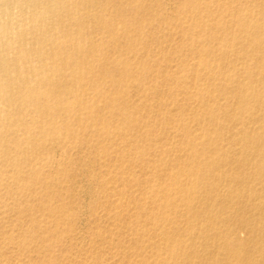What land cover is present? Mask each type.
I'll use <instances>...</instances> for the list:
<instances>
[{"label":"rangeland","instance_id":"obj_1","mask_svg":"<svg viewBox=\"0 0 264 264\" xmlns=\"http://www.w3.org/2000/svg\"><path fill=\"white\" fill-rule=\"evenodd\" d=\"M2 1H0L1 6ZM145 3L142 5L149 8V12L147 15H139L141 28L136 30L131 28V25L127 28L123 27L128 31L129 38L122 40L119 45L131 43V45L129 44L131 49L125 55H120L116 50V41L113 42L112 39L103 34L104 32L95 33L93 31L96 26L93 25L94 22H87L84 31L80 29L81 19L78 16L79 20L71 18L72 23L69 21L65 29V26L62 27L57 24V28L59 27L56 30V35H59L56 36L57 40L62 41L66 35H70V37H73L72 39L82 38L84 40V53L80 51L79 55L83 59L80 60V62L82 61L83 70L78 72L72 67L73 69L68 70V76L65 78L67 86L65 99L68 98L63 108L72 107L71 110L73 111L67 124L64 123L62 116L58 118L56 115L57 123L56 119L51 120L53 117L52 115L48 116V114L46 115L47 120L52 121L48 130L39 131L36 134L35 132L40 130V128L34 129L40 127L38 122L33 123L37 125L35 127L29 125L28 122L27 124H21V126L27 125V127L20 126V132H13V137L18 142L23 141L22 145L27 148L22 149L24 151H27L28 148V151L31 149L30 154H28L29 152L23 153V151L16 150L15 146L10 143H0L6 149H0V155L5 156L1 160V167L3 163L10 162L11 158V161L22 163L24 160L23 163H25L18 170L19 172L7 170L4 179L0 181V189L3 188V190H0V264H154V262L155 264H199L207 255L203 241L210 232L220 243L223 240L236 238L247 240L252 244L256 242L255 235L257 234L251 229L255 227L258 232L264 229V215L262 216L261 211L258 209L259 206L264 205V199H262V195H264V192H262L264 190V158L256 156L257 149L264 144V71L257 67L260 60L253 57L252 49L245 42L248 35L242 33L243 28L240 23L242 21L247 24L251 28V33H254L253 28L256 25L261 24L264 28V21L256 11L260 6L264 7L263 0H154V2L147 0ZM250 6L252 9L249 8ZM90 9L87 13L91 15L98 11L92 6ZM237 9L242 13L239 18L235 14ZM101 13H105L106 16L109 15L106 9ZM210 15L212 16L210 17ZM3 19L6 21L5 18H0V23L4 22ZM11 22V28L14 25H16L14 28H18L23 24L19 18H12ZM221 23L222 25H220ZM71 24H74L73 28ZM89 37L92 40L95 39L94 44H90V46L87 45ZM100 44L107 45L105 53L99 51ZM89 49L93 50V54L90 56L87 54ZM82 54L85 56H82ZM173 54L174 56H172ZM69 55L71 57V54L66 52L65 58L70 60ZM87 57L92 58L96 63H90ZM168 60L171 62H168ZM47 62L50 63V60ZM119 62H121L119 66H114ZM131 62H133V65H131ZM103 65H108L107 68L109 69L114 68L116 79H121L124 75H127L128 81L125 84L120 83V89H118L119 86H113L112 78L105 73ZM24 67L25 73L29 75L28 73L31 72H28L30 70L28 69L29 65L27 64ZM186 69H191V71ZM192 69H195V72ZM73 72L75 74L77 72L76 75L79 76L82 73L81 83L80 81L78 84L74 82ZM98 72L104 78L98 75ZM214 73L215 75H213ZM192 75L196 81L191 78ZM188 77L190 80H188ZM104 79H107L106 84ZM148 83L149 87L146 86ZM188 83L191 84L188 85ZM70 87L72 90H70ZM87 90L88 92H86ZM75 94L79 98L74 96ZM86 96H88V99ZM124 98L125 101H123ZM69 100L70 102H68ZM110 102L115 105L113 104V106ZM103 104H106L105 107ZM182 105L185 106L184 109L180 107ZM97 106L99 107L97 108ZM34 108L32 106V109ZM9 109L10 107L7 110ZM262 113L263 115H261ZM29 114L25 111L22 116L24 115V117L29 118V121L30 119L33 121V115ZM2 115L0 113V117ZM127 117L130 123L127 121ZM172 117L173 119H171ZM120 121H123V123ZM0 124H3V120H0ZM28 125L31 127H28ZM257 126L259 127L256 128ZM68 127L70 129L74 128V130H70ZM148 128L150 129L148 130ZM7 129L9 132H7ZM67 130L70 132H67ZM0 131L3 135H11L12 132L9 127L1 128ZM28 132L31 133L28 134ZM158 132L160 133L158 134ZM32 133L36 135L35 138L31 136ZM117 134L120 136H117ZM124 135L127 138L124 139ZM32 138L38 140L41 144L38 153L35 152L34 155L32 154L34 149ZM109 141L114 143L111 144ZM51 142L52 145H50ZM29 144L32 145L31 148ZM104 147L106 149H103ZM50 148L53 150L51 151ZM218 152L221 154H218ZM50 153L52 155L49 157ZM36 155L37 157L38 155L41 156V159L40 157L37 158ZM18 156L19 159L23 157V160L18 159L19 161H17ZM230 159L231 161H229ZM40 160L42 161L40 162ZM46 160L47 163H45ZM71 160H73L72 163ZM204 160L211 166L208 179L204 181L201 177L191 179L185 175L184 167L193 169L196 164L200 163L199 161ZM241 160L242 162H239ZM141 162H144V165ZM146 162L147 166L145 165ZM47 165L51 166L48 167ZM170 165L172 169L169 167ZM43 166L45 169H41V167L44 168ZM63 166L66 168H63ZM154 166L156 167L154 168ZM179 169L180 173H178ZM31 170L35 171L34 174ZM16 172L18 174L14 175ZM28 172L32 175H29ZM24 174L26 175L24 176ZM178 174L182 175V178ZM64 175L70 176V179L68 180ZM34 176H37L36 179ZM157 176L159 179H157ZM32 180L33 182L36 181L37 185L35 182V186H33ZM153 182L155 185L151 184ZM47 183L50 187L47 186ZM57 183L62 186L61 189H59ZM17 187H20V189ZM144 188H148L149 192ZM165 190L167 191L165 192ZM25 191L32 192L27 195ZM227 191L231 192L228 193ZM153 197H156L155 200ZM196 198L197 200H195ZM204 198L208 199L205 200ZM220 198L221 200H219ZM210 199L213 201H210ZM57 200L58 202H56ZM183 200L187 202L185 203ZM186 204L190 207L188 208ZM220 204L222 205L220 206ZM182 206H185L184 209ZM204 206L208 207L205 208ZM169 207H173L170 208V210H173L168 211ZM25 211L27 214L22 215ZM140 212L143 214L141 219L139 218L142 215ZM150 215L153 219L149 217ZM170 215L174 217H170ZM194 215L195 217H193ZM160 220L163 222L162 225ZM150 235L155 237L152 239ZM179 235L181 236L179 237ZM20 242L25 245L24 249H21L23 245ZM26 245L31 249H25L27 248ZM192 248H194V251Z\"/></svg>","mask_w":264,"mask_h":264},{"label":"bare ground","instance_id":"obj_2","mask_svg":"<svg viewBox=\"0 0 264 264\" xmlns=\"http://www.w3.org/2000/svg\"><path fill=\"white\" fill-rule=\"evenodd\" d=\"M1 1V0H0ZM147 0H142V2H140V0H3V4L2 6L0 5V18H5L6 21L3 19V23H0V113L3 114L2 117H0V120H3V124L1 125L0 124V130L1 128H10V131L11 132V135H3L1 134V131H0V143L1 142H6L7 143H10L12 144L13 146H15L16 150H19V151H23L30 154L31 152V149L30 151L29 148L27 151H24V146L22 145V142H18L16 140V138L14 139L13 137V132H16V131H19L21 130L20 128L24 125L21 126V124H27V122L29 123V125H33L35 127V125L33 124L34 122H38L40 127H35L34 129L37 130L36 128H40V130H38L37 132H35L36 134L39 132V131H43V130H48V127L50 126L49 124L52 123V121L49 122V120H47V117L46 115L48 114L49 115H52L53 118H51V120H55L56 119V115L57 117L59 118L60 116H62L64 118V123L67 124L68 120L71 119V113L73 112L71 110V108H63V105L66 104V98L65 99V92L67 91L66 90V84H65V78H67L68 74V70L69 69H76V71L78 72H82L83 70V65H82V61L80 62V60H83L82 58H80V53L83 52V46H84V40L81 38H76V39H72L73 37H70V35H66L65 38L62 40V41H59L57 40V37L56 36H59V35H56V30L59 28H57V24H60L62 27H64V29L68 26V22L72 19L74 20H79L78 17H80L81 19V24H80V29L81 31H84L86 29V23L87 22H94L93 25L95 24L96 26L93 28V31L95 33H101V32H104L103 34L107 35V37L109 39H112L113 42L116 41V50H118V52L120 53V55H125V53L131 49V46H129V44L131 45V43H128L127 45H119V43L122 41V40H127L129 38V35H128V31L125 30V28L129 27L130 25L132 26L131 28H135L136 30H139L141 28L140 26V18H139V15H147L148 12H149V8L147 7H143L142 4H146ZM156 1V0H155ZM238 1V0H237ZM97 2V3H95ZM151 2V0H150ZM152 2H154V0H152ZM203 2V1H201ZM232 2V1H231ZM264 2V0H263ZM261 4V3H260ZM227 5V4H226ZM247 6V4H245ZM95 7L98 11H95L94 14H90V13H87V11L90 9V7ZM125 6V7H123ZM146 6V5H144ZM148 6V5H147ZM203 6V5H202ZM238 6V5H237ZM143 7V8H142ZM215 7V6H214ZM248 7V6H247ZM100 8H101V11H105V9L108 11L109 15L106 16V14L104 13H101L100 11ZM179 8V7H178ZM233 8V7H232ZM237 8V7H236ZM250 9L251 6L249 7ZM257 8V7H256ZM14 9V11H13ZM170 9V8H169ZM91 10V9H90ZM206 10V9H205ZM16 11V13H15ZM236 11V10H235ZM252 11V10H251ZM258 11V14L261 15L263 21H264V7L262 8L261 6L256 10ZM151 12V11H150ZM167 12V11H165ZM214 12V11H213ZM253 12V11H252ZM79 13V14H77ZM179 13V12H178ZM227 13V12H226ZM153 14V13H152ZM168 14V13H167ZM237 18H239L241 16V11H239V9H237V11L235 12ZM199 15V14H198ZM78 16V17H77ZM212 15H210L211 17ZM151 18V15L149 16ZM167 17V16H166ZM198 17V16H197ZM235 17V16H234ZM12 18H19L22 20L23 24L20 25V24H17V25H20L18 28H14V25L13 28H11V19ZM139 18V19H138ZM249 18V17H248ZM235 19V18H234ZM73 20V21H74ZM169 20V19H168ZM235 21V20H234ZM17 22V20H16ZM71 22V21H70ZM145 22V21H144ZM14 23V21H13ZM19 23V22H17ZM72 23V22H71ZM76 23V21H75ZM242 24V33H245L246 36H247V39L245 38V42L247 43L248 47L252 49V54H253V57L256 58L257 60H260L258 62V68L262 71H264V28H262V25L259 24V25H256V27L253 28V31L254 33H251V28L247 25V24H244V22H240ZM72 25V24H71ZM186 25V24H185ZM222 25V23L220 24ZM74 24L71 26L73 28ZM264 26V25H263ZM125 27V28H123ZM70 28V26H69ZM76 28V27H75ZM218 28V27H217ZM231 28V27H230ZM78 29V28H77ZM68 30V29H67ZM75 30V29H74ZM129 30V29H128ZM232 30V29H231ZM64 31V30H63ZM62 31V32H63ZM207 31V29H206ZM216 31V30H215ZM160 32V31H159ZM166 32V31H165ZM60 33H61V30H60ZM68 33V32H67ZM81 33V32H80ZM134 33V32H133ZM184 33V32H183ZM150 34V33H149ZM86 35V34H85ZM92 35V34H91ZM152 35V34H151ZM161 35V34H160ZM182 35V34H180ZM81 36V35H80ZM216 36V35H215ZM229 36V34H228ZM238 36V35H237ZM92 37V36H91ZM91 37H89V40L87 42V45L89 44H94V40L90 39ZM231 37V36H230ZM234 37V36H233ZM138 38V37H137ZM61 39V38H60ZM176 39V38H175ZM210 39V38H209ZM111 40V41H112ZM222 40V39H221ZM231 40V39H230ZM129 41V40H128ZM131 41V40H130ZM133 41V40H132ZM169 41V40H168ZM103 43V42H102ZM101 43V44H102ZM162 43V42H161ZM177 43V42H176ZM183 43V42H181ZM100 44V48H99V51L101 52H106L107 51V45L104 44L101 45ZM143 45V44H142ZM162 45V44H161ZM178 45V43H177ZM86 46V45H85ZM162 47V46H161ZM177 47V46H176ZM180 49V48H178ZM177 49V50H178ZM227 49V48H226ZM225 50V49H224ZM81 51V52H80ZM219 51V49H218ZM226 51V50H225ZM66 52L70 53L71 54V57H70V60L65 58V55H66ZM131 52V51H130ZM164 52V51H163ZM171 52V51H169ZM175 52V51H173ZM84 53V52H83ZM98 53V52H96ZM95 53V54H96ZM137 53V52H136ZM176 53V52H175ZM222 53V52H221ZM87 54H89L88 56H90L91 54H93V50L92 49H89L87 51ZM132 54V53H131ZM235 54V53H234ZM100 55V53H99ZM114 55V54H113ZM149 55V54H148ZM167 55V54H166ZM177 55V54H176ZM179 55V54H178ZM82 56H85L84 54H82ZM117 56V55H115ZM131 56V55H130ZM174 56V54L172 55ZM216 56V55H215ZM104 57V56H103ZM114 57V56H113ZM134 57V56H133ZM148 57V56H147ZM159 57V56H158ZM168 57V55H167ZM193 57V55H192ZM206 57V55H205ZM240 57V56H239ZM260 57V58H259ZM78 58V59H76ZM90 61V63H93L94 64L96 63L92 58L90 57H87ZM137 58V57H136ZM161 58V57H160ZM172 58V57H171ZM178 58V57H177ZM107 59V58H106ZM115 59V58H114ZM122 59V58H121ZM170 59V58H168ZM193 59V58H191ZM204 59H207V58H204ZM223 59V58H222ZM50 60V63L51 65H49L50 63H48L47 61ZM134 60V59H133ZM176 60V59H175ZM102 61V59H101ZM167 61V59H166ZM170 60H168L169 62ZM195 61V60H194ZM105 62V61H104ZM126 62V61H125ZM130 62V61H129ZM167 62V63H168ZM171 62V61H170ZM192 62V61H191ZM197 62V61H196ZM48 63V64H47ZM103 63V62H102ZM133 62H131V65ZM173 63V62H172ZM171 63V64H172ZM176 63V62H175ZM181 63V62H180ZM179 63V64H180ZM190 63V61H189ZM208 63V62H207ZM29 65V68L30 69L28 72L29 75H27L24 71V66L25 65ZM85 64V63H84ZM105 64V63H104ZM121 64V62H119V64H115L114 66H119ZM163 64V63H162ZM169 64V63H168ZM178 64V65H179ZM185 64V63H184ZM187 64V63H186ZM191 64V63H190ZM201 64V63H200ZM225 64H228V63H225ZM224 64V66H225ZM232 64V63H231ZM91 65V64H90ZM99 65V64H98ZM102 65V64H101ZM152 65V64H151ZM108 65H103V69L105 71V73L108 75V76H111L110 78H112V85L113 86H119L120 83H124L128 81V76L127 75H124V77H122L120 80L119 79H116L114 77L115 75V71H114V68H107ZM123 66V65H121ZM165 66V64H164ZM172 66V65H171ZM185 66V65H184ZM193 66V65H192ZM191 66V67H192ZM73 67V68H72ZM135 67V66H133ZM187 67V66H186ZM222 67V66H221ZM130 68V67H129ZM170 68V67H169ZM178 68V67H176ZM182 68V67H181ZM185 68V67H183ZM223 68V67H222ZM98 69V68H97ZM135 69V68H134ZM175 69V67H174ZM226 69V68H225ZM246 69V68H245ZM27 70V69H25ZM101 70V69H100ZM136 70V69H135ZM168 70V69H166ZM171 70V69H170ZM168 70V71H170ZM186 70H190L191 69H186ZM194 70L195 72V69H192ZM222 70V69H221ZM233 70V69H232ZM70 71V70H69ZM75 71V70H74ZM129 71V70H128ZM161 71V70H160ZM185 71V70H184ZM189 71V72H190ZM236 71V70H235ZM72 72V71H71ZM70 72V73H71ZM84 72V71H83ZM90 72V71H89ZM92 73H95L94 71H91ZM124 72V71H123ZM188 72V73H189ZM206 72V71H205ZM242 72V71H241ZM99 73V72H98ZM161 73V72H160ZM167 73V72H166ZM169 73V72H168ZM179 73V72H178ZM183 73V71H182ZM181 73V74H182ZM187 73V72H186ZM187 73V74H188ZM209 73V72H208ZM236 73V72H235ZM234 73V74H235ZM245 73V72H244ZM253 74V72H251ZM76 74H78L76 72ZM75 72H73L72 76H74V82L78 84V82L80 81L81 77H82V73L79 75H76ZM104 74V75H106ZM129 74V72H128ZM142 74V73H141ZM171 74V73H170ZM191 74V73H190ZM189 74V75H190ZM203 74V73H202ZM201 74V75H202ZM218 74V73H217ZM91 77H93L92 74H90ZM90 75H88L90 77ZM98 75H101L100 73ZM154 75V74H153ZM166 75V74H165ZM183 75V74H182ZM194 75V74H193ZM193 75H192V79H193ZM205 75V74H203ZM215 75V73L213 74ZM237 75V74H236ZM85 76V75H84ZM97 76V75H96ZM95 76V77H96ZM102 76V75H101ZM100 76V77H101ZM160 76V75H159ZM175 76V75H174ZM174 76H171V77H174ZM195 76V75H194ZM234 76V75H233ZM90 77V78H91ZM99 77V76H98ZM103 77V76H102ZM121 77V76H120ZM176 77V76H175ZM182 78L184 76H181ZM197 77V76H196ZM203 77V76H201ZM104 78V77H103ZM134 78V77H133ZM139 78V77H138ZM189 78V77H188ZM206 78V76H205ZM71 79V78H70ZM102 79V78H100ZM152 80V78H150ZM197 79V78H196ZM106 80L105 84L107 83V79H104ZM190 80V78L188 79ZM195 80V79H193ZM68 81V80H67ZM66 81V83H67ZM87 81V80H86ZM90 81V80H89ZM88 81V83H89ZM109 81V80H108ZM130 81V79H129ZM160 81V80H159ZM174 81V80H173ZM183 81V80H182ZM196 81V80H195ZM239 81V80H238ZM175 82V81H174ZM181 82V81H180ZM190 82V81H189ZM192 82V81H191ZM81 83V81H80ZM79 83V84H80ZM130 83V82H128ZM176 83V82H175ZM152 84V83H151ZM182 84V83H181ZM191 84V83H190ZM188 83V85H190ZM203 84V83H202ZM207 84V83H206ZM256 84V83H254ZM101 85V84H100ZM149 83L146 85L148 86ZM154 85V84H153ZM174 85V84H173ZM179 85V84H178ZM261 85V84H260ZM78 86V85H77ZM76 86V87H77ZM92 86V85H91ZM102 86V85H101ZM100 86V87H101ZM150 86V85H149ZM148 86V87H149ZM175 86V85H174ZM187 86V85H186ZM72 87V86H71ZM70 87V90H72ZM127 87V86H126ZM162 87V86H161ZM165 87H166V84H165ZM79 88H80V85H79ZM84 88V87H83ZM83 88H81L83 90ZM86 88V87H85ZM88 88V87H87ZM95 88V87H94ZM106 88V87H105ZM121 86H119L118 89H120ZM147 88V87H146ZM196 88V87H195ZM200 88V87H199ZM127 89V88H126ZM85 90V89H84ZM98 90V89H97ZM96 90V91H97ZM102 90H104L102 88ZM176 90V89H175ZM244 90V89H243ZM95 91V92H96ZM110 91V90H109ZM117 91V90H116ZM128 91V90H127ZM253 91V90H251ZM79 92V91H78ZM88 92V90L86 91ZM118 92H120L118 90ZM132 92V91H130ZM204 92V91H203ZM111 93V92H109ZM122 93V92H121ZM121 93H118L119 95H122ZM172 93V92H171ZM177 93V92H176ZM74 94V93H73ZM85 94V92H84ZM97 94V93H96ZM115 95H117L116 93H114ZM127 94V93H126ZM129 94V92H128ZM141 94V92H140ZM143 94V93H142ZM246 94V93H245ZM89 95V94H88ZM95 95V94H94ZM105 95V94H104ZM114 95V96H115ZM125 96V94H123ZM76 96V94L74 95ZM90 96V95H89ZM107 96V94H106ZM109 96V95H108ZM113 96V95H112ZM77 97V96H76ZM87 99H88V96H86ZM111 97V96H110ZM117 97V96H116ZM118 97H122V96H118ZM127 98L129 96H126ZM177 97V96H176ZM236 98V96H234ZM79 98V97H77ZM93 98V97H92ZM107 98V97H106ZM115 98V97H114ZM165 98V97H164ZM174 98V96H173ZM74 99V98H73ZM86 99V98H85ZM102 99V98H101ZM159 99V98H157ZM168 99V98H167ZM241 99V98H239ZM90 100V99H89ZM94 100V99H93ZM92 100V101H93ZM103 100V99H102ZM110 100V99H109ZM129 100V99H127ZM73 101V100H72ZM77 101V99L75 100V102ZM79 101V100H78ZM91 101V102H92ZM123 101H125V98L123 99ZM146 101V100H145ZM158 101V100H157ZM160 101V100H159ZM158 101V102H159ZM233 101V100H232ZM70 102V100L68 101ZM88 102V100H87ZM102 102V101H101ZM258 102V101H257ZM100 103V102H99ZM105 103V102H104ZM111 103V102H110ZM239 103V102H238ZM243 103V102H242ZM79 104V102H78ZM112 105L114 103H111ZM140 104V103H139ZM148 104V103H147ZM153 104V103H152ZM201 104V103H200ZM263 104V103H262ZM88 105V104H87ZM86 105V107H87ZM104 105V104H103ZM106 105V104H105ZM104 105V107H105ZM115 105V104H114ZM113 105V106H114ZM117 105V104H116ZM151 105V103H150ZM149 105V106H150ZM189 105V104H188ZM239 105V104H238ZM236 105V106H238ZM254 105V104H253ZM32 106L35 107L34 109H32ZM139 106V105H138ZM195 106V105H193ZM231 106V105H230ZM10 107L9 110H7L8 108ZM74 107V106H73ZM99 106H97L98 108ZM122 107V105H121ZM147 107V106H146ZM180 107H183L180 106ZM185 107V106H184ZM183 107V109H184ZM239 107V106H238ZM241 107V106H240ZM91 108H92V104H91ZM91 108L89 109L90 112H91ZM107 108V107H106ZM114 108V107H113ZM120 108V106H119ZM245 108V107H244ZM105 109V108H104ZM148 109V108H147ZM232 109V107H231ZM243 109V108H242ZM86 110V109H85ZM100 110V109H99ZM98 110V113L100 112ZM120 110V109H119ZM153 110V109H151ZM157 110V109H156ZM159 110V109H158ZM217 110V109H216ZM241 110V108H240ZM26 111L27 114H29V112H31V114L33 115L32 117L34 118L33 121L30 119V121L28 120L29 118L27 117H24V115L22 116V114H24ZM104 111V110H103ZM132 111V110H131ZM144 111V110H143ZM150 111V110H149ZM161 111V110H160ZM87 112V111H86ZM106 112H108L106 110ZM119 113L121 111H118ZM97 113V112H96ZM122 113V112H121ZM213 113V112H212ZM29 114V115H31ZM79 114V113H78ZM160 114V113H159ZM182 114V113H181ZM204 114V113H203ZM28 115V116H29ZM87 115V114H86ZM109 115V114H108ZM223 115V114H222ZM234 115V114H233ZM232 115V116H233ZM263 115V113L261 114ZM74 116V115H73ZM81 116V115H80ZM98 116V114H97ZM116 116V115H115ZM114 116V117H115ZM150 116V115H149ZM160 116V115H159ZM210 116V115H209ZM30 117V116H29ZM117 117V116H116ZM122 117V116H121ZM199 117V116H198ZM220 117V116H218ZM229 117V116H228ZM234 117V116H233ZM262 117V116H261ZM120 118V117H119ZM136 118V117H135ZM203 118V117H202ZM73 119V118H72ZM87 119V118H86ZM102 119V118H101ZM157 119V118H156ZM173 119V117L171 118ZM217 119V118H216ZM256 119H257V116H256ZM80 120V119H79ZM88 120V119H87ZM104 120H106L104 118ZM121 120V119H119ZM118 120V121H119ZM57 121V119H56ZM89 121V120H88ZM127 121L129 122L128 120V117H127ZM208 121V120H207ZM107 122V121H106ZM112 122V121H111ZM121 123H123V121H120ZM228 122V121H227ZM225 122V123H227ZM232 122V121H231ZM37 123V124H38ZM58 123V121H57ZM71 123V121H70ZM124 123H126L124 121ZM130 123V122H129ZM205 123V122H204ZM229 123V122H228ZM114 124V123H113ZM118 124V122H117ZM116 124V125H117ZM231 124V123H229ZM257 124V123H256ZM28 127H31L29 126ZM98 125V124H97ZM104 126V124H102ZM107 125V124H106ZM115 125V124H114ZM119 125V124H118ZM144 125V124H143ZM175 125V124H174ZM21 126V127H20ZM37 126V125H36ZM60 126V125H59ZM58 126V127H59ZM73 126V125H72ZM71 126V127H72ZM77 126V125H76ZM146 126V125H145ZM173 126V125H172ZM215 126V125H214ZM24 127H27L24 126ZM56 128V126H54ZM70 127V126H69ZM68 127V129H70ZM75 127V126H74ZM79 127V126H78ZM102 127V126H101ZM115 127V126H113ZM141 127V126H140ZM139 127V129H140ZM165 127V126H164ZM174 127V126H173ZM255 127V126H254ZM259 126H257L256 128H258ZM65 128V127H64ZM92 128V127H91ZM96 128V127H95ZM116 128V127H115ZM121 128V127H120ZM166 128V127H165ZM171 128V127H170ZM214 128V127H213ZM236 128V127H235ZM29 129V128H28ZM31 129V128H30ZM33 129V130H34ZM57 129V128H56ZM67 129V128H66ZM127 129V128H126ZM125 129V130H126ZM150 128H148L149 130ZM183 129V128H182ZM8 130V129H7ZM70 130H74L73 129H70ZM109 130V128H108ZM114 130V129H113ZM129 131V129H127ZM132 130V129H131ZM147 130V131H148ZM152 130V129H151ZM28 131V130H26ZM32 131V130H31ZM51 131V130H50ZM59 131V130H58ZM65 131V130H64ZM116 131V130H115ZM121 131V129H120ZM137 131V129H136ZM144 131V129H143ZM142 131V132H143ZM146 131V132H147ZM236 131V130H235ZM9 132V130L7 131ZM20 132V131H19ZM45 132V131H44ZM43 132V133H44ZM52 132V131H51ZM67 132H70L67 130ZM76 132V131H75ZM79 132V131H78ZM124 132V131H123ZM131 132V131H130ZM139 132V130L137 131ZM150 132V131H148ZM184 132V131H183ZM209 132V131H207ZM211 132V131H210ZM31 132H28V134H30ZM34 133V132H33ZM32 133V134H33ZM42 133V132H41ZM42 133V134H43ZM64 133V132H63ZM62 133V135H64ZM66 133V132H65ZM125 133V132H124ZM129 133V132H128ZM127 133V135H128ZM133 133V132H131ZM155 133V132H154ZM160 132H158L159 134ZM9 134V133H8ZM19 134V133H18ZM31 136H36V135H32ZM40 134V133H39ZM38 134V135H39ZM55 134V133H54ZM60 134V133H59ZM68 134V133H66ZM93 134V133H92ZM111 134V133H110ZM130 134V133H129ZM151 134V133H150ZM164 134V133H162ZM185 134V133H184ZM183 134V135H184ZM227 134V133H226ZM24 135V134H22ZM46 135V134H45ZM43 135V136H45ZM56 135V134H55ZM61 135V134H60ZM70 135V134H69ZM68 136V138H70ZM75 135V134H74ZM145 135V134H144ZM210 135V133H209ZM57 136V135H56ZM78 136V135H76ZM103 136V135H101ZM106 136V135H105ZM117 136H120L119 134H117ZM151 136V135H150ZM47 137V135H46ZM61 137V136H60ZM125 135H124V139H125ZM167 137V136H166ZM187 137V136H186ZM190 137V136H188ZM226 137V135H225ZM35 138V137H34ZM73 138V137H72ZM75 138V137H74ZM80 138V137H79ZM104 138V136H103ZM120 138V137H119ZM127 138V137H126ZM205 138V137H204ZM239 138V137H238ZM33 139V138H32ZM32 139H30L32 141ZM44 139V138H43ZM116 139V137H115ZM166 139V138H165ZM190 139V138H189ZM53 140V139H52ZM58 140V139H57ZM56 140V141H57ZM100 140V138H99ZM43 141V140H42ZM41 141V142H42ZM46 141V139H45ZM59 141V140H58ZM80 141V140H79ZM124 141V140H123ZM122 141V142H123ZM68 142V140H67ZM71 142V141H70ZM110 142V141H109ZM120 142V143H122ZM125 142V141H124ZM128 142V141H127ZM190 142V141H189ZM256 142V141H254ZM27 143V142H26ZM46 143V142H45ZM49 143V142H48ZM111 144L114 143V142H110ZM137 143V141H136ZM151 143V142H150ZM169 143V142H168ZM227 143V142H226ZM33 147L34 149L32 150V154H36L38 153V148L41 144H39V141L36 140V139H33ZM44 144V143H42ZM47 144V143H46ZM53 144H55L53 142ZM64 144V143H63ZM152 144V143H151ZM48 145V144H47ZM46 145V147H47ZM52 145V142L51 144ZM71 145V144H69ZM100 145V144H99ZM127 145V144H126ZM133 145V144H131ZM135 145V144H134ZM223 145V144H222ZM243 145V144H242ZM250 145V144H249ZM254 145V144H253ZM26 146V145H25ZM30 146V144H29ZM32 146V145H31ZM30 146V148H31ZM62 146V145H61ZM76 146V145H75ZM103 146V145H102ZM188 147V145H186ZM5 147V146H4ZM2 145H0V149L2 150H6ZM63 147V146H62ZM65 147V146H64ZM68 147V146H66ZM129 147V146H128ZM136 147V146H135ZM240 147V146H239ZM257 147V146H256ZM24 148V149H22ZM53 148V147H52ZM100 148V147H98ZM202 148V147H201ZM200 148V150H202ZM244 148V147H243ZM41 149V148H40ZM43 149V148H42ZM51 149V148H50ZM56 149V148H55ZM62 149V148H61ZM103 149H106V147H104ZM144 149V148H143ZM196 149V148H195ZM246 149V148H245ZM53 149H51L52 151ZM146 150V149H145ZM213 150V149H212ZM247 150V149H246ZM40 151V150H39ZM42 151V150H41ZM46 151V149H45ZM44 151V152H45ZM50 151V150H49ZM136 151V150H135ZM144 151V150H143ZM208 151V150H207ZM224 151V150H223ZM227 151V150H226ZM36 152V153H35ZM47 152V151H46ZM64 152V151H63ZM66 152V151H65ZM106 152V150H105ZM109 152V151H108ZM114 152V151H113ZM122 152V151H121ZM129 152V150H128ZM132 152V151H130ZM140 152V151H139ZM183 152V151H182ZM229 152V151H228ZM251 152V151H250ZM93 153V152H92ZM118 153V152H117ZM126 153V152H125ZM180 153V152H179ZM190 153V152H189ZM198 153V152H197ZM27 154V155H28ZM31 154V155H32ZM47 154V153H45ZM49 154V153H48ZM47 154V155H48ZM113 154V153H112ZM127 154V153H126ZM139 154V153H138ZM191 154V153H190ZM209 154V153H208ZM217 154V153H216ZM218 154H221L218 152ZM245 154V152H244ZM20 155V154H19ZM25 155V154H24ZM30 155V156H31ZM40 155V154H39ZM36 157L41 159V156ZM52 155V153H50L49 157ZM178 155V154H176ZM192 155V154H191ZM199 155V154H198ZM235 155V154H234ZM28 156V157H30ZM119 156V155H118ZM117 156V157H118ZM124 156V155H123ZM122 156V157H123ZM138 156V155H137ZM154 156V155H153ZM187 156V155H186ZM256 156L259 157V158H264V144L259 146V148L257 149L256 151ZM5 156L4 155H0V164H1V160L4 158ZM26 157V156H24ZM116 157V155H115ZM144 157V156H143ZM228 157V156H227ZM232 157V156H231ZM234 157V156H233ZM20 157L18 156L17 158V161L19 160H23L22 158L19 159ZM27 158V157H26ZM25 158V159H26ZM31 158V157H30ZM52 158V157H51ZM121 158V157H120ZM125 158V157H124ZM196 158V157H194ZM204 158V157H202ZM226 158V157H225ZM19 159V160H18ZM28 159V158H27ZM33 159V158H32ZM118 160V158H116ZM127 159V158H126ZM138 159V158H137ZM135 159V160H137ZM187 159V158H186ZM188 159H189V156H188ZM201 159V158H200ZM222 159V158H221ZM12 158L10 159V162L8 163H3L2 164V167L0 166V170L2 169L3 171H0V181L4 179V175L5 173L7 172V170H15V171H18L21 169V167L23 165H25V163H22L21 162H16V161H11ZM39 160V159H37ZM53 160V159H52ZM123 160V158L121 159V161ZM134 160V158H133ZM132 160V161H133ZM223 160V159H222ZM26 161V160H25ZM42 160H40L41 162ZM63 161V160H62ZM73 160H71V163H72ZM119 161V160H118ZM231 161V159L229 160ZM228 161V162H229ZM233 161V159H232ZM238 161V160H237ZM44 162V161H43ZM49 162V161H48ZM69 162V161H68ZM120 162V161H119ZM127 162V161H126ZM189 162V160H188ZM200 163L199 164H196L195 168H187V167H184V173L187 177L189 178H199L201 177L203 179V181L205 179H208V177H210V170H211V166L209 165L208 162H206L205 160L204 161H199ZM239 162H242L239 161ZM254 162V161H253ZM47 163V160L46 162ZM61 163V162H60ZM74 163V162H73ZM133 163V162H132ZM135 163V162H134ZM139 163V162H138ZM144 162H141V164H143ZM151 163V162H149ZM173 163V162H172ZM179 163V162H178ZM184 163V162H183ZM237 163V162H236ZM234 163V164H236ZM30 164V163H29ZM62 164V163H61ZM137 164V162H136ZM158 164V163H157ZM192 164V163H190ZM190 164H188V166H190ZM193 164V166H194ZM37 165V164H36ZM53 165V164H52ZM135 165V164H134ZM144 165V164H143ZM147 166V162L145 164ZM156 165V164H155ZM185 165V164H184ZM238 165V164H237ZM248 165V164H247ZM28 166V165H26ZM42 166V165H41ZM48 166V165H47ZM51 166V165H50ZM48 166V167H50ZM123 166V165H122ZM126 166V164H125ZM142 166V165H141ZM175 167V165H173ZM192 166V165H191ZM255 166V165H254ZM44 167V166H43ZM134 167V166H133ZM132 167V168H133ZM149 167V166H148ZM156 166H154L155 168ZM169 167H171L172 169V166L170 165ZM246 167V166H244ZM26 168V167H25ZM29 168V167H27ZM47 168V167H46ZM63 168H66L63 166ZM145 168V167H144ZM153 168V170H155ZM162 168V166H161ZM176 168V167H175ZM174 168V169H175ZM191 168V169H190ZM41 169H45L41 167ZM52 169H53V166H52ZM58 169V167H57ZM146 169V168H145ZM143 169V170H145ZM159 169V168H158ZM178 169V168H177ZM183 169V168H182ZM248 169V168H247ZM28 171V169H26ZM30 170V169H29ZM35 170V169H34ZM49 170V169H48ZM55 170V169H54ZM142 170V171H143ZM146 170H149V169H146ZM157 170V168H156ZM40 171V170H38ZM47 171V170H46ZM132 171V170H131ZM159 171V170H158ZM157 171V173H158ZM171 171V170H170ZM175 171V170H174ZM173 171V173H174ZM182 171V170H181ZM19 172V171H18ZM23 172V171H22ZM31 172H33V170H31ZM35 172V171H34ZM33 172V174H34ZM41 172V171H40ZM39 172V173H40ZM48 172V171H47ZM53 172V171H51ZM147 172V171H146ZM164 172V171H163ZM169 172V171H168ZM21 173V172H20ZM29 175H32V173L28 172ZM38 173V172H37ZM38 173V174H39ZM65 173V172H64ZM156 173V172H155ZM178 173H180V169L178 171ZM182 173V172H181ZM18 173L16 172V174L14 175H17ZM36 174V173H35ZM154 174V173H153ZM160 174V173H159ZM165 174V172H164ZM26 174H24L25 176ZM42 175V174H41ZM63 175V174H62ZM61 175V176H62ZM70 175V174H69ZM162 175V173H161ZM171 173L169 174V177H170ZM175 175V174H174ZM180 176V174H178ZM20 176H22L20 174ZM65 176V175H64ZM165 176V175H164ZM182 176V175H181ZM180 176V177H181ZM18 177V176H17ZM37 177V176H34V178ZM68 180L70 179L68 175L65 176ZM161 177V176H160ZM168 177V178H169ZM173 177V176H172ZM232 177V176H231ZM15 178V177H14ZM26 178V177H25ZM33 178V180H35ZM41 178V177H40ZM58 178V177H57ZM164 178V177H163ZM166 178V177H165ZM167 178V179H168ZM178 178V177H177ZM176 178V179H177ZM182 178V177H181ZM188 178V180H189ZM223 178V177H222ZM38 179V178H37ZM45 178H43L44 180ZM47 179V178H46ZM56 179V178H55ZM59 179V178H58ZM137 178H135L136 180ZM157 179H159V177L157 176ZM16 180V178H15ZM27 180V179H26ZM29 180V179H28ZM32 180V182H33ZM154 180V179H153ZM152 180V181H153ZM165 180V179H164ZM173 180V179H172ZM248 180V179H247ZM246 180V181H247ZM257 180V179H256ZM45 181V180H44ZM50 181V180H49ZM55 181V180H53ZM137 181V180H136ZM198 181V179H197ZM17 182V181H16ZM36 182V181H35ZM35 182L33 186H35ZM46 182V181H45ZM45 182H42V183H45ZM139 183V181H137ZM136 182V184H138ZM145 182V181H144ZM160 182V181H159ZM163 182V181H162ZM168 182V181H167ZM217 182V181H216ZM55 183V182H54ZM53 183V184H54ZM146 183V182H145ZM158 183V182H157ZM166 183V182H164ZM51 184V183H50ZM141 184V183H139ZM151 184H154L151 183ZM163 184V183H162ZM198 184V183H197ZM203 184V183H202ZM226 184V183H225ZM258 184V183H257ZM1 185V184H0ZM36 185H37V182H36ZM58 185V183H57ZM61 185V184H60ZM155 185V184H154ZM169 185V183H168ZM8 186V185H7ZM29 186V185H28ZM47 186L50 187L49 183H47ZM152 186V185H151ZM264 186V185H263ZM11 187H12V184H11ZM27 187V186H26ZM38 187V186H37ZM59 189H61L60 187L62 186H59ZM64 187V186H63ZM163 187V186H162ZM218 187V186H217ZM18 188V187H17ZM41 188V187H40ZM150 188V187H149ZM157 188V187H156ZM188 188V187H187ZM20 189V187L18 188ZM28 189V188H27ZM26 189V190H27ZM34 189V188H33ZM52 189V187H51ZM140 189V188H139ZM145 189V188H144ZM162 189V188H161ZM168 189V188H167ZM172 189V188H171ZM179 189V188H178ZM200 189V188H199ZM223 189V188H222ZM230 189V188H229ZM0 190H3L0 189ZM32 190V188H31ZM142 190V189H141ZM140 190V191H141ZM148 191V188L145 189ZM151 190V189H150ZM181 190V189H180ZM182 190H184V188H182ZM184 193V191H182ZM224 190V189H223ZM228 190V189H226ZM28 191V190H27ZM25 191V192H27ZM65 191V190H64ZM155 191V189H154ZM167 190H165L166 192ZM177 191V190H176ZM192 188H191V192H192ZM201 191V190H200ZM199 191V192H200ZM213 191V189H212ZM30 193L32 191H29ZM27 192V195L28 193ZM149 192V191H148ZM147 192V193H148ZM156 192V191H155ZM228 192V191H227ZM231 192V191H229ZM228 192V193H229ZM264 192V190L262 191ZM29 193V194H30ZM157 193V192H156ZM204 193V192H203ZM212 193V192H211ZM210 193V194H211ZM217 193V192H216ZM249 193V192H248ZM23 194V193H22ZM142 194V192H141ZM144 194V193H143ZM159 194V193H158ZM163 194V192H162ZM179 194V193H177ZM185 194V193H184ZM208 194V193H206ZM222 194V193H221ZM243 194V193H242ZM26 195V196H27ZM155 195V194H154ZM181 195V194H180ZM196 195V194H195ZM200 195H201V192H200ZM199 195V196H200ZM203 195V194H202ZM212 195V194H211ZM220 195V194H219ZM252 195V194H251ZM260 195V194H259ZM22 196V195H20ZM52 196V195H51ZM158 196V195H157ZM207 196V195H206ZM210 196V195H209ZM0 197H1V194H0ZM24 197V196H23ZM211 197V196H210ZM209 197V198H210ZM5 198V197H4ZM22 198V197H20ZM119 198V197H118ZM154 200L156 197H153ZM178 198V197H176ZM212 198V197H211ZM216 198V197H214ZM223 198V197H222ZM6 199V198H5ZM4 199V200H5ZM55 199V198H54ZM68 199V198H67ZM183 199V198H182ZM181 199V201H182ZM191 200V198H189ZM199 199V198H198ZM205 199V198H204ZM208 199V198H207ZM205 199V200H207ZM213 199V198H212ZM210 199V201L212 200ZM235 199H238V198H235ZM250 199V198H249ZM262 199H264V195H262ZM61 200H62V197H61ZM150 200V199H149ZM161 200V199H160ZM163 200V199H162ZM194 200V199H193ZM197 200V198L195 199ZM218 200V199H217ZM221 200V198L219 199ZM126 201V200H125ZM152 201V200H151ZM169 201V200H168ZM167 201V202H168ZM179 201V200H178ZM185 201V200H183ZM209 201V202H210ZM213 201V200H212ZM248 201V200H247ZM58 202V200L56 201ZM104 202V201H103ZM163 202V201H162ZM166 202V203H167ZM180 202V201H179ZM187 201H185L186 203ZM194 202V201H193ZM199 202V201H198ZM204 202V201H203ZM208 202V201H207ZM214 202H215V199H214ZM155 203V202H154ZM182 203V202H180ZM200 203V202H199ZM148 204V203H147ZM156 204H157V201H156ZM188 204V203H187ZM186 204V205H187ZM191 204V203H190ZM193 204V203H192ZM191 204V205H192ZM198 204V203H197ZM258 204V203H257ZM16 205V204H15ZM53 205V204H52ZM51 205V206H52ZM160 205V204H159ZM175 205V204H174ZM181 205V204H180ZM185 205V204H183ZM203 205V204H202ZM222 204H220L221 206ZM20 206V205H19ZM157 206V205H156ZM188 208L190 207L189 205H187ZM219 206V207H220ZM227 206V205H226ZM137 207V206H136ZM147 207V206H146ZM154 207V206H153ZM161 207V206H159ZM183 207V206H182ZM185 207V206H184ZM183 207V209H184ZM205 207V206H204ZM208 207V206H206ZM205 207V208H206ZM236 207V206H235ZM249 207V206H248ZM17 208V207H16ZM168 208V207H167ZM170 208H173V207H169V210L168 211H172L170 210ZM187 208V207H186ZM195 208H199V207H195ZM203 208V207H202ZM22 209V208H21ZM49 209V208H48ZM140 209V208H138ZM158 209V208H156ZM160 209V208H159ZM163 209V208H162ZM254 209V207H253ZM259 211H261V214L262 216L264 215V205H261L258 207ZM147 210V209H146ZM150 210V209H149ZM148 210V211H149ZM152 210V209H151ZM177 210V209H176ZM194 210V209H193ZM197 210V209H196ZM20 211V210H19ZM24 211V209H23ZM153 211V210H152ZM181 211V210H179ZM187 211V209H186ZM200 211V209L198 210V212ZM224 211V210H223ZM255 211V210H254ZM44 212V211H43ZM42 212V213H43ZM128 212V211H127ZM144 212V211H142ZM142 212H140L142 214ZM197 212V211H195ZM257 212V211H256ZM50 213V212H49ZM48 213V214H49ZM151 213V212H150ZM179 213V212H178ZM194 213V212H193ZM206 213V212H205ZM212 213V212H211ZM23 214H27L26 211L25 213H22ZM46 214V212H45ZM139 214V213H138ZM140 214V215H141ZM164 214V213H163ZM172 214V213H170ZM180 214V213H179ZM207 214V213H206ZM213 214V213H212ZM21 215V214H20ZM146 215V214H145ZM155 215V214H154ZM159 215V214H158ZM169 215V214H168ZM175 215V214H174ZM189 215V214H188ZM202 215V214H200ZM199 215V216H200ZM43 216V214H42ZM46 217V215H44ZM134 216V215H133ZM143 214L139 217L140 219L142 218ZM156 216V215H155ZM154 216V217H155ZM166 216V215H164ZM172 215H170L171 217ZM177 216V215H176ZM179 216V215H178ZM185 216V215H184ZM224 216V215H223ZM22 217V216H21ZM44 217V218H45ZM149 217H152L151 215ZM147 217V218H149ZM167 217V216H166ZM174 217V216H172ZM195 217V215L193 216ZM197 217V216H196ZM51 218V217H50ZM146 218V219H147ZM157 218V217H156ZM159 218V217H158ZM241 218V217H240ZM138 219V218H137ZM150 219V218H149ZM148 219V220H149ZM153 219V217H152ZM252 219V218H250ZM257 219V218H256ZM176 220V219H174ZM193 220V218H192ZM262 220V219H261ZM161 221V220H160ZM159 221V222H160ZM166 221V220H164ZM188 221V220H187ZM198 221V220H197ZM196 221V222H197ZM167 222V221H166ZM182 222V221H181ZM200 222V221H199ZM198 222V223H199ZM243 222V221H242ZM151 223V222H150ZM163 224V222L161 221L160 224ZM178 223V222H177ZM161 224V225H162ZM158 225V224H157ZM168 225V224H167ZM262 225V224H261ZM165 226V225H164ZM172 226V225H171ZM174 226V225H173ZM218 226V225H217ZM257 226V225H255ZM53 227V226H52ZM51 227V228H52ZM189 227V226H188ZM198 227V226H197ZM37 228V227H36ZM39 228V227H38ZM118 228V227H117ZM156 228V226H155ZM160 228V227H159ZM218 228V227H217ZM35 229V228H34ZM192 229V228H191ZM211 229V228H210ZM250 229V228H248ZM37 230V229H36ZM40 231V229H38ZM54 230V229H53ZM35 231V230H34ZM57 231V230H56ZM154 231V230H153ZM171 231V230H170ZM201 231V230H200ZM251 231H254L257 235H255L256 237V242L254 243H249L247 240H239V239H230V240H227V241H224L223 242H218L217 241V238L214 237V235L210 232L209 235H207V237L205 238V240L203 241L204 243V246L206 247V251H207V255L205 256V258L203 260L200 261L199 264H264V229H262L261 231H256L255 230V227H253L251 229ZM118 232V231H117ZM164 232V231H163ZM179 232V231H178ZM183 232V231H182ZM220 232V231H219ZM165 233V232H164ZM163 233V234H164ZM193 233V232H192ZM158 234V233H157ZM160 234V233H159ZM50 235V234H49ZM54 235V234H53ZM190 235V234H189ZM195 235V234H194ZM243 235V234H242ZM177 236V235H176ZM181 235H179L180 237ZM56 237V236H55ZM152 239L155 237L151 236ZM226 238V237H225ZM158 239V238H157ZM25 240V239H24ZM160 240V239H159ZM179 240H181L179 238ZM27 241V240H26ZM29 241V240H28ZM33 241V239H32ZM31 241V242H32ZM155 241V240H154ZM157 241V240H156ZM164 241V240H163ZM182 241V240H181ZM200 241V240H199ZM179 242V241H178ZM196 242V241H195ZM21 243V242H20ZM28 243V242H27ZM33 243V242H32ZM181 243V242H180ZM186 243V242H185ZM22 244V243H21ZM26 244V243H24ZM156 244V243H154ZM199 244V243H198ZM23 245V244H22ZM159 245V244H158ZM182 245V244H181ZM197 245V244H196ZM195 245V246H196ZM24 246L23 245L21 247V249L23 248L24 249ZM27 248L25 249H31L30 247H28V245H26ZM180 246V245H179ZM189 246V244H188ZM193 246V245H192ZM197 247V246H196ZM28 249V250H29ZM162 249V248H161ZM179 249V247H178ZM181 249V248H180ZM182 249H183V245H182ZM199 250V248H197ZM160 250V249H159ZM175 250V249H174ZM187 250V249H186ZM192 250L194 251V248H192ZM51 251V250H50ZM156 251V250H155ZM179 251V250H178ZM183 251V250H182ZM177 252V251H176ZM197 252V251H196ZM195 252V254H196ZM204 252V251H203ZM157 253V252H156ZM165 253V252H164ZM193 253V252H192ZM202 253V252H201ZM179 254V253H178ZM157 256H159L158 254H156ZM153 256V255H152ZM186 256V255H185ZM189 256V255H187ZM154 257V256H153ZM168 257V256H167ZM170 257V256H169ZM173 257V256H172ZM195 257V256H193ZM151 258V257H150ZM181 258V257H180ZM167 259V258H166ZM187 259V258H186ZM185 259V260H186ZM190 259V258H189ZM195 259V258H194ZM154 260V259H153ZM165 260V259H164ZM139 261V260H138ZM137 261V262H138ZM142 261V260H140ZM144 261V260H143ZM148 261V260H146ZM156 261V260H154ZM138 263H141V262H138ZM149 263V262H147ZM160 263V262H159ZM162 263V262H161ZM145 264V263H144ZM155 264V262H154Z\"/></svg>","mask_w":264,"mask_h":264}]
</instances>
